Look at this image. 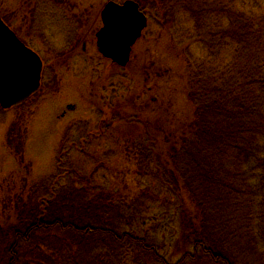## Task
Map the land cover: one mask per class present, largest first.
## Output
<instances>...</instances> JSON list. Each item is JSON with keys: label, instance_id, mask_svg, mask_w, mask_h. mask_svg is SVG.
Wrapping results in <instances>:
<instances>
[{"label": "trees", "instance_id": "1", "mask_svg": "<svg viewBox=\"0 0 264 264\" xmlns=\"http://www.w3.org/2000/svg\"><path fill=\"white\" fill-rule=\"evenodd\" d=\"M136 1L144 12L150 6ZM211 2L151 6L162 13L159 26L175 20L178 7L200 29ZM226 2L210 11L219 19L208 38L221 47L212 74L187 56L185 121L177 124L172 113L147 120L128 114L129 104L95 128L76 129L80 141L71 135L55 172L21 196L16 222L0 223V264H251L264 257V8L234 16ZM0 16L7 22L5 11ZM226 44L228 61L218 54ZM169 80L153 85L159 108ZM135 123L136 133L126 128ZM97 140L114 146L86 149ZM71 151L89 156L92 171L77 168ZM113 158L130 169L115 167Z\"/></svg>", "mask_w": 264, "mask_h": 264}, {"label": "rangeland", "instance_id": "2", "mask_svg": "<svg viewBox=\"0 0 264 264\" xmlns=\"http://www.w3.org/2000/svg\"><path fill=\"white\" fill-rule=\"evenodd\" d=\"M112 1L123 4L126 0ZM153 1L147 0L150 6L145 10L149 26L133 44L135 62L132 60L133 63L118 71L97 47L96 32L103 27L101 10L108 0H0V12H6L11 28L39 54L46 73L44 86L28 99L10 108L0 105V223L16 222L19 204H23L21 196L26 199L33 185L55 172L60 152L67 151L70 141L75 139L71 135L75 134L79 140V130L76 133L75 130L97 127L100 121L111 117L114 108L119 110V106L131 104L124 108L127 113H139L147 120L156 117L166 120L167 113H172L168 118H176L177 124L185 121L187 56L203 64L207 74H212L209 68L214 64L217 67L219 62L216 53L221 47H215L208 38L219 19L210 12L214 11L217 0L208 4L212 7L207 6L200 29H196L198 21L189 11L184 8L180 11L178 7L173 11L178 12L175 20L157 25L162 13L153 9ZM227 1L223 5L233 7L234 16L249 15L250 9L251 13L260 12V6L264 8V0H232L231 5ZM223 15L224 24L230 16ZM199 35L205 40H200ZM231 53V47L226 44V49L218 54L228 61ZM148 58L153 63L144 65ZM169 76L172 80L166 83L170 87L164 90L165 104L159 108V94L154 92L153 85ZM136 93L145 99L138 100ZM155 111L158 113L153 114ZM119 122L124 124L126 120ZM126 125L134 133L141 126L140 123L134 127ZM106 143L97 140L91 149H86L98 151L114 146ZM69 156L83 171L94 168L87 163L89 156L76 151H71ZM112 162L123 171L131 167L130 162L120 158H113ZM100 170V175L107 173L103 168ZM257 238L260 240L261 236ZM180 256L177 254L174 261ZM251 264H264V257Z\"/></svg>", "mask_w": 264, "mask_h": 264}, {"label": "water", "instance_id": "3", "mask_svg": "<svg viewBox=\"0 0 264 264\" xmlns=\"http://www.w3.org/2000/svg\"><path fill=\"white\" fill-rule=\"evenodd\" d=\"M105 25L97 33L100 52L125 66L132 45L147 25V17L135 0L124 4L109 1L102 11ZM43 61L19 39L0 17V105H17L41 86Z\"/></svg>", "mask_w": 264, "mask_h": 264}, {"label": "flooded vegetation", "instance_id": "4", "mask_svg": "<svg viewBox=\"0 0 264 264\" xmlns=\"http://www.w3.org/2000/svg\"><path fill=\"white\" fill-rule=\"evenodd\" d=\"M105 4H106V2L104 3V5L103 6H105ZM103 9V8H102ZM101 11H103V10H101ZM102 21H103V26L105 25V23H104V20H103V18H102ZM4 22H5V20H4ZM8 26H10L9 25V23H7V22H5ZM11 27V26H10ZM13 29V28H12ZM100 30V29H99ZM99 30L96 32V37H97V33L99 32ZM13 31L16 33V35L19 37V39L21 40V41H23L29 48H31L32 50H33V48L31 47V45L30 44H27L20 36H19V34L13 29ZM21 35V34H20ZM98 47V46H97ZM102 54V53H101ZM134 55V46H133V48H132V50H131V56H130V61H129V63H131L132 62V60L135 62V59H136V57H134L133 56ZM102 56L107 60V61H109V62H111L113 65H115V66H118V67H121V65L119 64V63H117V62H115V61H113V59H111V58H108V57H105L103 54H102ZM45 74L46 73H44V67H43V72H42V81H41V87L40 88H42L43 86H44V83H45Z\"/></svg>", "mask_w": 264, "mask_h": 264}]
</instances>
